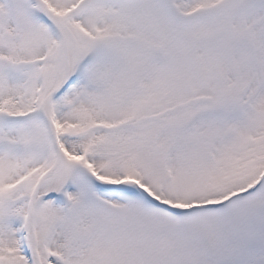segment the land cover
I'll return each instance as SVG.
<instances>
[{
	"label": "snow or ice",
	"instance_id": "6c2138e0",
	"mask_svg": "<svg viewBox=\"0 0 264 264\" xmlns=\"http://www.w3.org/2000/svg\"><path fill=\"white\" fill-rule=\"evenodd\" d=\"M0 264H264V0H0Z\"/></svg>",
	"mask_w": 264,
	"mask_h": 264
}]
</instances>
